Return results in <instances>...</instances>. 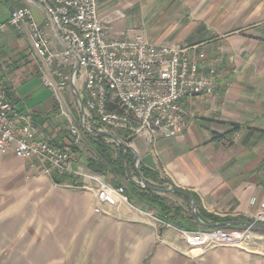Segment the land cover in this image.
<instances>
[{
	"label": "crops",
	"instance_id": "obj_1",
	"mask_svg": "<svg viewBox=\"0 0 264 264\" xmlns=\"http://www.w3.org/2000/svg\"><path fill=\"white\" fill-rule=\"evenodd\" d=\"M13 1L36 11L42 18L41 24L36 22L44 24L46 14L37 0ZM196 1L98 0V5L101 15L114 17L109 28L111 38H123L129 29L142 30L153 45L193 44L190 46L194 48L193 56L206 55L201 72L208 74L211 68L216 70L214 93L185 103L184 126L177 136L159 139L156 157L144 140L136 138L131 144L135 145L141 159L153 154L154 170L161 168L162 177L195 194L200 200V209L219 217L249 218L256 210L251 208L250 201L264 199L263 1L259 0L255 7L254 33L244 36H237L234 29L245 25V8L242 14L227 8L211 18L214 11H210V5L202 9L209 0H204L201 6ZM223 6L226 8V4ZM117 12L122 17L117 18ZM184 16L189 17L190 21L184 25L189 31L182 35L178 28L183 25ZM201 22L207 26L219 25L218 30L213 29L215 33H220L226 25V36L218 35L209 42L200 40L202 34L197 30ZM168 24L173 26L169 30ZM174 28L178 33L169 38L168 33ZM48 33L54 47L62 50L56 30L51 28ZM5 35L6 41L0 49V76L17 108L31 113L34 126L40 131V123L36 125V122L44 118V101L54 100L51 96L46 98V94L40 97L39 72L35 74V71V77H31L32 71L24 65L28 60L25 58L26 34L9 29ZM42 132L46 136L47 130ZM226 139H231L229 145ZM48 141L53 146L69 144L58 132ZM141 166L153 171L143 163ZM79 190L86 195L85 200L47 203L50 206L45 232L70 234L71 240L79 242L74 247L86 258H95V263H104L100 258L117 257L123 264H145L149 258V264H264V233L261 231L264 228L261 226L260 231L253 232V241L245 250H203L188 246L173 223L176 221L172 220L171 227H166L158 211L144 206L129 191L128 204L110 207L98 202L93 185L79 187ZM96 207L102 209L101 214L95 213ZM37 216L38 212L33 210L31 224L24 230L32 236L39 233ZM116 263H120L119 260Z\"/></svg>",
	"mask_w": 264,
	"mask_h": 264
},
{
	"label": "built area",
	"instance_id": "obj_2",
	"mask_svg": "<svg viewBox=\"0 0 264 264\" xmlns=\"http://www.w3.org/2000/svg\"><path fill=\"white\" fill-rule=\"evenodd\" d=\"M46 14L38 24L29 7L16 8L11 18L0 23V34L16 29L26 34L34 55L41 64V81L62 106L65 95L75 90L81 95L84 113L81 123L90 131L118 135L122 143L131 137L143 139L151 148L160 138L178 135L185 123V103L212 95L216 70L202 73L204 53L191 54L194 48L153 45L145 31L129 29L123 38H111L112 16L103 17L98 0H37ZM117 17H122L117 12ZM55 29L63 49L54 47L48 30ZM71 123L69 131L79 143L80 127L73 125L71 112L61 111ZM26 114V113H25ZM23 114L8 97L0 79V158L13 154L34 162L48 174L83 177L95 185L100 204L116 207L128 204L126 189L112 186L102 176L74 170L69 150L50 145L41 137L32 117ZM255 208L242 231L226 229L180 230L183 240L193 248L245 250L253 241V229L264 225V199L253 198ZM95 213L101 214L100 207ZM171 227V224H165Z\"/></svg>",
	"mask_w": 264,
	"mask_h": 264
},
{
	"label": "rangeland",
	"instance_id": "obj_3",
	"mask_svg": "<svg viewBox=\"0 0 264 264\" xmlns=\"http://www.w3.org/2000/svg\"><path fill=\"white\" fill-rule=\"evenodd\" d=\"M262 1H263V9H264V0ZM196 3L199 6H201V4L204 3V0H197ZM223 4H226V8L223 6ZM256 4H259V0H226V2L222 0H215L214 2H212L211 0H209L203 5L202 9H205L207 5H210L209 6L210 11H214L211 15V18H213L216 15H221V12L227 8L236 10V13L241 12V14H242V9L245 8L246 10L244 12L247 15V17L244 18L246 19L245 25L241 24V28L238 27L234 29L236 30L235 33L237 34V36H244V35H251L254 33V27H255L254 12H255ZM16 8H21V4L13 0H0V23L7 22L11 18L13 10ZM32 12L36 21L41 24L42 18L39 17L36 11L32 10ZM175 17L176 20L179 19L177 16ZM183 20L184 23L179 28H182L186 24V22L190 21L188 16H184ZM242 20L243 19L241 18V23ZM262 23L264 24V22ZM212 26H213L212 23L211 26H207L204 22L200 23L197 30L199 31V33L202 34L201 35L202 38L200 40L209 42L213 39L218 38V35L219 37L221 35L226 36V29H227L226 25L223 26L222 31L220 33L213 32V29L218 30V28L220 27L219 25L213 26L214 28ZM171 27L173 26L168 24L167 26L168 30ZM185 27L186 26H184L183 29L178 28L179 32H181L182 35L186 34V32L189 31V29ZM202 31L203 32L206 31V32L203 33ZM222 32H224V34H222ZM177 33L178 32H176V29L174 28L173 31L168 33V36L169 38H174V35H176ZM5 38L6 35L4 36V34H0V40H1L0 49L4 45L3 42L6 41ZM25 41L26 42L24 43L25 46L27 47V53L25 54V58H28V60L24 61V65L26 64L28 66V69L32 71L31 73L33 75H31V77L32 76L35 77L34 75L38 74L39 72L40 75L38 77L39 79L37 78L39 87L37 89L40 90L39 91L40 97L43 98L44 96L42 95L46 94V98H49L48 96H51L54 100L53 102L50 100L44 101L45 102L44 103L45 113L43 115L44 118L43 119L41 118L40 122L39 121L36 122V125L40 123L41 126V130L40 131L38 130L37 132L42 136V134H44L42 131L47 130L46 136L44 134L43 138L44 139L46 138L45 141H47V143H49L50 145L52 144L48 141V139L53 140L57 132L63 136L64 140H66L69 144L60 145V146H63L64 149L67 148L70 154L72 155V160H73L72 165L73 168H75L74 170L79 169L81 170V172L84 173L95 174L92 171H90L88 167L89 160L92 159L95 162L98 161L99 154L97 152L96 145L98 144L97 140H101L102 143L108 146H112L111 150L113 151L114 158L120 157L121 155L120 153L125 154L127 151H131L134 155V165L133 166L126 165L125 175H118L116 177L115 173L112 170H108L106 173L104 172L102 174H95V175L102 176L107 182H110L111 184L122 185L121 187H124L126 189V192L128 190L136 197L138 192H137V188L135 189V187H138L140 189L141 188L146 189L144 183H147L151 187L165 189V190H169L171 188H178L172 182L162 177V175H164V171L161 168L159 170L153 169V171L140 169L141 164L138 165L137 162L135 161L137 149L135 145L131 144L132 142L129 143V140L126 143H122L119 136L114 135L116 138H118V140L121 143L118 144L115 143L112 139L92 136L86 133L83 128L84 125L81 123L80 117L82 114L79 104L77 102V98H75V94L72 92L73 90L72 91L70 90L66 93L65 103L63 104V108H62V106L58 103V101H56L55 97L50 92H48V90L43 86V83L41 81L42 76L40 71L41 64L35 57L34 55L35 53L31 49L28 39H26ZM192 45L189 44L184 45L182 46V48L185 47L192 48L190 47ZM14 50H18V48H14ZM0 79L4 83V80L1 76ZM5 89L8 93V97L10 101L17 108L16 101H14L13 98H11L10 92L6 86ZM63 109L67 112L68 111L71 112L70 115L71 122L73 123V125L77 126L78 128L80 127L79 128L80 138L78 140L79 143L76 142L77 139L74 138L69 131V126L71 125V123L68 121L66 117L62 115L61 111ZM21 111L23 112V114H25L23 110ZM27 114L29 115V117H32L33 119L31 113L30 114L27 113ZM94 133H96L97 135L101 132L96 131ZM87 134L90 135L91 138ZM230 140L226 139V143L229 144ZM125 146L134 149L136 151V154L131 149ZM152 151L154 156L156 157V149L152 148ZM54 177L57 178L67 177V178L64 179L65 181L63 182V184L58 185L54 182ZM68 177L72 180L73 184L68 182ZM85 182L86 181L84 180L83 177L72 176L69 174L60 175L55 170L51 171L48 174L44 169H42V167L40 168V165L37 164L36 162H34V167H33L31 162L17 159L13 154H8L4 158H0V264H123L122 259L117 257L100 258V260L104 261V263H95L94 262L96 260L95 258H91V259L86 258L85 256L82 255V251H80L78 247H74L75 245H78L79 242L71 240L70 234L65 235L63 233L57 234V233L45 232L46 213H47V208L50 206L48 205L49 202L57 203L60 201L85 200L86 195H84V193H82L79 190V187L93 185V187L95 188V185L91 184L89 180L86 183V185H84ZM182 191L189 194L196 202L197 213L199 215L200 220L206 224L214 225V224H210L209 222H205L202 219V214L204 215L208 213L200 209L199 198L195 196V194H193L192 192L186 190H182ZM153 193L157 194V196L165 198L167 200L166 204L172 206L173 208L179 209L183 216L191 218L192 221L190 222L194 223L193 225H195V227L193 229L195 231L207 229L201 227L199 224H197L194 221L193 203L189 198L184 196L177 197L176 195L173 194H165V193H157V192H153ZM251 208L253 207L251 206ZM33 210L35 212H38L37 223L39 225V233H36L32 236L31 233H27L24 230L27 226H30L31 224L30 214L31 212H33ZM210 215L219 217L214 214H210ZM252 215H253V211L250 213L249 218H244L242 216H232V215H226V217H219V218L226 220V222L223 224H228L231 222L249 223ZM169 218L172 220V217ZM166 224H170V223L166 222ZM262 227L264 228V225H261V228ZM220 228L222 229L226 228L228 232H233V231L235 232V231H242L243 229H245V226L233 225V226H226ZM178 229L186 230L184 228H178ZM255 230L260 231V226L255 227L253 229V232ZM261 231L262 233H264V229H261ZM150 259L151 258L147 259L145 264H149ZM117 260H119L120 263H116Z\"/></svg>",
	"mask_w": 264,
	"mask_h": 264
},
{
	"label": "trees",
	"instance_id": "obj_4",
	"mask_svg": "<svg viewBox=\"0 0 264 264\" xmlns=\"http://www.w3.org/2000/svg\"><path fill=\"white\" fill-rule=\"evenodd\" d=\"M235 131H238V128L235 129ZM88 135V134H87ZM90 138L91 136L88 135ZM98 144L96 145L97 152L99 154L98 161L95 162L94 160H89V169L95 174H102L106 173L108 170H112L116 177L118 175H125L126 173V165L133 166L134 165V155L131 151H127L125 154L120 153V157L114 158L113 151L111 150L112 146H108L104 143H102L101 140H97ZM230 144V142H229ZM228 144V145H229ZM59 149H64L63 146H55ZM140 169L150 171L149 169L141 166ZM112 172V173H113ZM67 178V177H66ZM66 178H57L54 177V182L58 185L63 184ZM68 182L72 183V180L68 177ZM114 186H122L113 184ZM135 187V186H133ZM137 188V197L141 201V203L144 204V206L151 207L158 211V215L162 217V219L170 224H175L177 228H184L186 230H194L193 228L195 225H193V222L191 218L183 216L181 211L177 208H173L172 206H169L167 203V200L163 197L157 196V194L146 190V189H140ZM128 191V190H127ZM129 194V192H128ZM177 197H181L176 195ZM195 198V196H194ZM169 217H172L173 221H176L177 223L173 222ZM202 219L205 222H209L210 224L218 225L223 224L226 222V220H223L219 217H215L210 214H202ZM173 222V223H172ZM179 223V225H177ZM197 226V225H196ZM198 227V226H197ZM226 229V228H223ZM238 229V228H235Z\"/></svg>",
	"mask_w": 264,
	"mask_h": 264
},
{
	"label": "water",
	"instance_id": "obj_5",
	"mask_svg": "<svg viewBox=\"0 0 264 264\" xmlns=\"http://www.w3.org/2000/svg\"><path fill=\"white\" fill-rule=\"evenodd\" d=\"M73 89L75 90V93L78 97V99L80 100V105H81V112L82 114L84 113V104H83V101H82V97L81 95L76 91V88L73 87ZM84 128V131L92 136H97V137H102V138H108V139H112L115 143H118V144H121L120 141L118 140V138H116L114 135L108 133V132H101L99 134L96 135V133L94 132H91L90 130H88L85 126L83 127ZM136 138L135 137H131L129 139V143L133 142ZM129 149H131L133 152H135L136 154V151L128 146H125ZM135 161L137 162V164H141L143 163L144 165L150 167V168H155V163H154V159H153V155H148L146 156L145 158H140L137 154H136V158H135ZM145 185V188L149 191H152V192H157V193H165V194H173V195H180V196H184V197H187L189 198L192 203H193V219L194 221L199 224L201 227L203 228H207V229H214V228H220V227H226V226H233V225H241V226H248L249 223H241V222H231V223H228V224H220V225H209V224H206L204 222H202L199 218V215L197 213V204L196 202L193 200V198L187 194L186 192L178 189V188H171L169 190H165V189H159V188H155V187H151L150 185H148L147 183H144Z\"/></svg>",
	"mask_w": 264,
	"mask_h": 264
}]
</instances>
